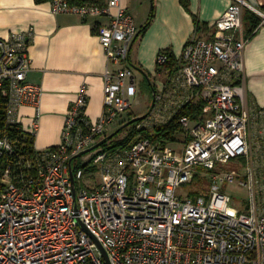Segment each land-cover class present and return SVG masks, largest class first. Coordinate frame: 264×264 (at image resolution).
<instances>
[{"label": "built area", "instance_id": "obj_1", "mask_svg": "<svg viewBox=\"0 0 264 264\" xmlns=\"http://www.w3.org/2000/svg\"><path fill=\"white\" fill-rule=\"evenodd\" d=\"M50 1L54 14L109 18L98 26L110 64L105 106L91 121L84 86L62 143L37 149L34 140L30 147L25 139L39 129L42 95L27 80L32 31L0 37V264H264V109L246 100L244 31L245 9L263 23L264 11L233 0L212 38L188 41L167 91L155 94L137 125L153 131L176 122L171 142L142 136L125 148L86 152L133 108L138 87L128 60L140 30L122 0ZM157 62L170 64V54L159 53ZM198 104L197 117L183 113ZM24 106L37 108L28 128ZM229 162L242 172L220 168ZM199 179L210 182L209 192L178 194ZM236 180L247 190L245 211L231 212L233 197L223 187Z\"/></svg>", "mask_w": 264, "mask_h": 264}, {"label": "crops", "instance_id": "obj_2", "mask_svg": "<svg viewBox=\"0 0 264 264\" xmlns=\"http://www.w3.org/2000/svg\"><path fill=\"white\" fill-rule=\"evenodd\" d=\"M107 0H75L74 3H105ZM264 11V0H247ZM233 0H122L139 30L152 11L153 20L135 40L128 62L134 73L138 93L150 81L152 93L167 91L172 62L160 67L159 53L169 52L180 59L188 41L197 36L212 38L215 23ZM245 12V11H244ZM106 16L83 18L71 13L54 14L50 0H0V37L28 33L31 69L27 80L42 88L40 126L35 147L46 149L63 141L66 117L81 89L86 86L88 102L85 115L96 121L105 106V82L108 66L106 50L98 26ZM246 22L244 31L247 35ZM113 66V65H111ZM246 100L252 110L264 109V23L258 26L245 49ZM115 68V67H114ZM148 76H147V75ZM37 108L24 106L21 120L30 127Z\"/></svg>", "mask_w": 264, "mask_h": 264}, {"label": "trees", "instance_id": "obj_3", "mask_svg": "<svg viewBox=\"0 0 264 264\" xmlns=\"http://www.w3.org/2000/svg\"><path fill=\"white\" fill-rule=\"evenodd\" d=\"M37 1L41 2V1H46V0H37ZM71 1L73 2L75 0H71ZM153 17H154V13L152 11V14L150 15L148 22L146 23V25H144L141 28L138 36H140L142 33L146 31L148 26L151 24ZM262 20H263L262 17L256 12H254L253 10L245 9L244 21L246 22L245 30L247 31V36H250V37L253 36L254 32L256 31L258 26L261 24ZM170 57L172 60L171 65L173 67L177 63V59L174 58L173 54H170ZM5 103H6V100L5 98L2 97L1 92H0V129L5 128L4 116H3L4 111H5ZM183 113L188 114L191 117L195 118L201 113V104L188 106L185 108ZM146 115H144L140 120L134 121L132 124L119 129L117 133L111 139L103 143L101 146L107 149H111V150H115L118 148H125L129 146L137 137H142V136L151 137L152 139L156 141L166 140L168 142H171L173 138L172 134L175 133L177 130H179V125L176 122L172 123L171 121L167 124L156 126L153 131L148 130V129H138L137 125L146 118ZM126 129L129 130L128 134L124 138L118 139L119 134L125 131ZM19 131H20L19 127L16 129H11V134L15 136L17 132ZM25 141L28 143V145H30V147L34 146V138L32 136H27Z\"/></svg>", "mask_w": 264, "mask_h": 264}, {"label": "rangeland", "instance_id": "obj_4", "mask_svg": "<svg viewBox=\"0 0 264 264\" xmlns=\"http://www.w3.org/2000/svg\"><path fill=\"white\" fill-rule=\"evenodd\" d=\"M134 73H137V76L139 77L140 74H138V71H136L133 67ZM154 101V94L152 93V85L150 81H147L146 84L143 85V91L139 92L137 94V97L134 100V105L132 110L126 114L119 123H117L110 131H108L107 136L117 133L119 129H121L126 123H128L131 118L139 117V116H144L149 113V110L152 107ZM125 127V126H124ZM129 130L126 129L125 131L121 132L118 136V139L124 138L128 134ZM83 160V158L79 159ZM222 170H236L237 172H242L241 166L234 162H229L226 164H223L220 166ZM210 182L206 179H199L196 180L193 184H188L185 186H181L178 189V194L180 196H186L191 192H199L202 191L203 193H207L210 190ZM223 190L228 192L229 194L232 195L233 197V204L231 205L230 209L231 212H234V210H237L239 208L240 211H245L243 210L242 206V198H245L247 196V190L244 186H242L238 180H236L233 183H228L223 187ZM245 206V205H244Z\"/></svg>", "mask_w": 264, "mask_h": 264}, {"label": "water", "instance_id": "obj_5", "mask_svg": "<svg viewBox=\"0 0 264 264\" xmlns=\"http://www.w3.org/2000/svg\"><path fill=\"white\" fill-rule=\"evenodd\" d=\"M142 117H143V116L135 117L134 119H132V120H130L128 123H126V125H124V126H128V125H130V124H132L134 121H138V120H140ZM124 126H123V127H124ZM114 135H115V133H113V134H111V135L105 137V138H104L102 141H100L97 145H95L94 147H92L91 149H89V150L86 151V152L92 151V150H94V149L100 147L103 143H105L106 141H108L109 139H111ZM104 255H105V258L107 259V261H109V260H108V255H107L106 251H104Z\"/></svg>", "mask_w": 264, "mask_h": 264}]
</instances>
